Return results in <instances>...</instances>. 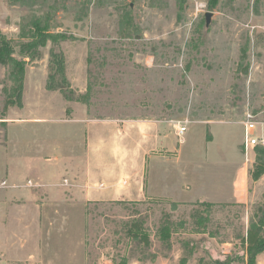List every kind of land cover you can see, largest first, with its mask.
<instances>
[{
  "label": "rangeland",
  "instance_id": "1",
  "mask_svg": "<svg viewBox=\"0 0 264 264\" xmlns=\"http://www.w3.org/2000/svg\"><path fill=\"white\" fill-rule=\"evenodd\" d=\"M211 2L49 0L52 31L63 38L27 58L22 107L7 104L12 82L0 63V144L8 145L11 123L43 119L48 109L189 123L153 172L181 174L182 190L50 205L41 226L25 230L24 259L11 264H248L264 173L254 175L256 146L246 147L244 122L253 114L264 135V0ZM46 9L0 0V34L15 41L17 57L28 16ZM51 50L64 55L71 100L47 87ZM256 262L264 264V253Z\"/></svg>",
  "mask_w": 264,
  "mask_h": 264
},
{
  "label": "crops",
  "instance_id": "2",
  "mask_svg": "<svg viewBox=\"0 0 264 264\" xmlns=\"http://www.w3.org/2000/svg\"><path fill=\"white\" fill-rule=\"evenodd\" d=\"M77 88L86 92V82ZM68 111L18 119L9 125L8 145L0 144V264L24 259L25 233L41 226L50 205L145 200L170 194L171 187L182 190L181 174L171 178L160 167L153 175L161 153L176 149V137L183 141L179 121L99 118L87 107Z\"/></svg>",
  "mask_w": 264,
  "mask_h": 264
},
{
  "label": "trees",
  "instance_id": "3",
  "mask_svg": "<svg viewBox=\"0 0 264 264\" xmlns=\"http://www.w3.org/2000/svg\"><path fill=\"white\" fill-rule=\"evenodd\" d=\"M17 3L29 7L33 11L35 7H44L47 5L48 9L44 10L41 15L37 13H30L28 22L22 26L21 38L26 40L19 43V51L16 56L15 41L7 36L0 34V63L6 65L9 70V78L12 82L10 91L7 95V104H16L22 107V96L24 92V81L26 78L27 58L32 61L40 54V50L44 47L48 40L53 42L63 38L60 33L52 31L53 20L57 13V8L49 5V0H14ZM218 0H212L211 5L214 6ZM51 71L48 78L47 87L50 90H60L66 98L73 99V91L69 86L67 77L65 76V58L61 52L51 50L50 53ZM59 74V75H58ZM59 77V81L57 78ZM66 85V86H65ZM89 94V90L87 95ZM256 159L257 168L255 176L264 173V146L256 145ZM172 206H176L174 203ZM258 220L251 222L248 230V264H257L256 258L258 254L264 253V208L261 213L257 215ZM164 232L169 237V228H164ZM225 261H219L223 264Z\"/></svg>",
  "mask_w": 264,
  "mask_h": 264
},
{
  "label": "built area",
  "instance_id": "4",
  "mask_svg": "<svg viewBox=\"0 0 264 264\" xmlns=\"http://www.w3.org/2000/svg\"><path fill=\"white\" fill-rule=\"evenodd\" d=\"M188 121H182L177 126V135L182 136L188 130ZM245 145L246 147H254L256 145L264 143V135L257 133V124L258 122L255 119V116L251 113H248L245 119Z\"/></svg>",
  "mask_w": 264,
  "mask_h": 264
},
{
  "label": "water",
  "instance_id": "5",
  "mask_svg": "<svg viewBox=\"0 0 264 264\" xmlns=\"http://www.w3.org/2000/svg\"><path fill=\"white\" fill-rule=\"evenodd\" d=\"M212 12H207L206 13V25L208 26V25H210V23H211V19H212Z\"/></svg>",
  "mask_w": 264,
  "mask_h": 264
}]
</instances>
